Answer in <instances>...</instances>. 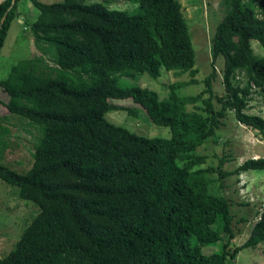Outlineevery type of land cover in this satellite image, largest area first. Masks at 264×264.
<instances>
[{"label":"trees","instance_id":"1","mask_svg":"<svg viewBox=\"0 0 264 264\" xmlns=\"http://www.w3.org/2000/svg\"><path fill=\"white\" fill-rule=\"evenodd\" d=\"M133 1L136 12L83 0H31L34 41L45 45L55 65L38 70L26 58L0 80L8 95L0 100L4 115L26 119L39 131L29 168L21 172L0 162V176L18 184L39 212L0 264H233L242 247L264 240L262 205L247 239L231 244V201L211 191L215 179L208 176L214 171L221 180L230 172L222 168L225 158L217 167L202 166L204 154L194 153L228 110L264 134V118L248 113L253 87L264 94V56L254 55L250 44L256 39L264 47V0H223L227 12L212 39V62L225 59L228 99L218 98L220 110L213 103L215 71L193 96L174 94L173 83L165 99L122 83L121 77L141 72L156 78L162 67L187 72L193 83L197 72L178 1ZM18 2L3 22L12 0L0 3V53ZM111 99L131 100L151 122L167 126L169 136L147 137L107 121L105 114L118 107ZM196 103L197 112L186 111ZM9 132L1 128L0 157ZM248 169H264V155L245 158L233 172ZM212 244L221 248L202 251Z\"/></svg>","mask_w":264,"mask_h":264},{"label":"rangeland","instance_id":"2","mask_svg":"<svg viewBox=\"0 0 264 264\" xmlns=\"http://www.w3.org/2000/svg\"><path fill=\"white\" fill-rule=\"evenodd\" d=\"M52 3L60 0H40ZM180 12L185 21L191 47L195 53L194 67L197 72L193 76L195 81L190 83L191 76L187 72L176 73L161 68L158 77L152 78L147 72L135 73L121 77L122 83L136 84L157 93L159 99H165L170 93V84L174 86V94L178 96L197 95L206 88L204 79L213 71L211 79L213 103L217 110L222 108L218 98L228 99V93L223 81L225 59L223 55L212 62V39L216 25L226 14L223 0H177ZM84 3L100 2L109 9L138 11V4L133 0H83ZM18 14L14 18L9 33L0 53V80L6 79L11 67L26 58L33 60L38 70H45L43 64L54 66L50 52L45 51V45L36 44L30 30V23L35 19L37 10L31 0H19ZM254 55L264 56V47L256 40H250ZM37 59H39L37 61ZM238 82L244 83L243 73H238ZM206 94L204 97H207ZM0 100L8 101V95L0 87ZM110 104L115 107L105 114V119L121 125L128 130L147 137H168L169 128L153 123L147 118L144 111L131 100H114ZM201 103L195 106L187 105L186 111H198ZM131 111V114L127 112ZM248 113L259 114L264 118V94L253 87L250 95ZM4 106L0 104V133L2 127L10 128L6 134L9 137V148L0 157V162L16 169L26 171L32 163L34 149L39 131L36 125L29 124L28 120L15 115L5 116ZM194 153L204 154L200 165L217 167L220 157L225 160L222 168L230 171L221 180L218 173L208 172V176L215 179L211 183V191L222 195L231 201V212L234 214L232 224L233 238L231 244L240 246L248 237L253 223L257 219V212L264 205V169H248L238 173L234 168L245 158L264 155V134L240 123L233 111L228 110L221 118L220 126L215 133L199 144ZM232 171V172H231ZM39 212V206L28 199L21 197L20 186L4 180L0 176V257L7 255L16 247L18 240L26 226ZM246 218L242 220V218ZM221 248L220 244L202 247L204 253H212ZM233 264H264V240L256 246L242 247L237 253Z\"/></svg>","mask_w":264,"mask_h":264},{"label":"water","instance_id":"3","mask_svg":"<svg viewBox=\"0 0 264 264\" xmlns=\"http://www.w3.org/2000/svg\"><path fill=\"white\" fill-rule=\"evenodd\" d=\"M4 0H0V3L3 2ZM16 0H12V3L10 5V7L8 8V10L5 12L3 18H2V22L4 21L5 17L7 16L9 10L12 8V6L15 4ZM2 28V23L0 24V30Z\"/></svg>","mask_w":264,"mask_h":264}]
</instances>
